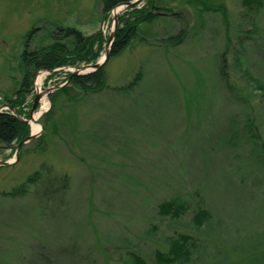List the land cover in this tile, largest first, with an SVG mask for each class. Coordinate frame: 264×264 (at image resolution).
<instances>
[{
  "label": "rangeland",
  "instance_id": "obj_1",
  "mask_svg": "<svg viewBox=\"0 0 264 264\" xmlns=\"http://www.w3.org/2000/svg\"><path fill=\"white\" fill-rule=\"evenodd\" d=\"M156 5L172 11H155L156 21L110 58L106 93L97 99L70 87L51 96L55 103L43 99L38 122L51 117L41 147L39 137L0 168V192L42 176L26 195H0V264H129L132 253L157 264L155 254L168 253L180 232L199 243L176 264H264V152L243 132L251 117L264 143V102L236 62L264 84V0ZM59 26L107 38L114 28L100 0H0V106L21 82L28 34L39 31L30 44L42 48ZM182 32L181 42H166ZM223 56L229 86L219 77ZM139 73L135 88L122 89ZM51 75L35 76L32 100L35 85L66 84L63 72ZM236 131L234 151L227 141ZM174 201L186 207L178 221L158 214ZM200 208L212 218L199 231Z\"/></svg>",
  "mask_w": 264,
  "mask_h": 264
},
{
  "label": "trees",
  "instance_id": "obj_2",
  "mask_svg": "<svg viewBox=\"0 0 264 264\" xmlns=\"http://www.w3.org/2000/svg\"><path fill=\"white\" fill-rule=\"evenodd\" d=\"M103 7V18L107 19L110 17L111 11L121 4H127L133 0H100ZM190 1V0H185ZM214 10V9H212ZM155 11L171 12L170 9L160 8L156 5V0H150L148 5L142 8L128 9L119 20V26L116 33V38L111 48L110 58L121 54L131 44L134 38H137L140 31V26L144 23H153L158 17ZM216 11V10H215ZM177 15V14H176ZM178 16V15H177ZM179 18V16H178ZM56 31L53 33L52 38L54 43L46 45L42 48L31 49L30 41L32 37L39 31L36 29L32 30L26 39L23 53L20 55V66L22 68V79L18 89L15 91L11 98H5V104L9 106V109L0 112V157L9 159L12 156V150L14 147L30 136V126L25 122L21 121L19 117L28 119L30 116V109L32 107V99L30 95L33 91L35 76L40 71L53 72L60 68L65 67H76L82 64H95L101 52L104 50V44L107 42V37L103 33L99 32L91 36H84L76 28L63 26L56 27ZM185 33L182 32L176 39H166L170 45H176L181 42ZM67 41L68 43H65ZM228 44V43H227ZM229 49V44H228ZM238 66L240 71L248 78L249 82L255 86L256 91L263 97L264 102V84L255 77L245 63L237 58ZM223 67L219 71L220 80L229 86L228 82V71H227V60L223 56ZM106 66V65H105ZM105 66L95 72L72 76L71 74H65L67 80L71 78V83L68 86L55 92L52 97L59 93L66 92L70 87L81 90L85 95H93L104 92L108 89L107 76ZM244 66L247 70H244ZM141 74H137L135 78L128 82V84L122 89L135 88L140 82ZM227 84V85H226ZM229 89H231L229 87ZM228 92V90H227ZM30 98V99H29ZM51 117V112L44 115V125H46ZM246 119L249 124L244 125V140H253L256 148L263 150L264 143L262 142V134L258 132L257 126L251 117ZM239 132V131H238ZM233 142L227 141L228 148L236 150L238 147L239 140L237 131L234 132ZM45 137V132L42 137L38 139L41 143ZM226 143V144H227ZM47 168V166H46ZM53 177V173L51 174ZM41 173H35L32 177L28 178L27 182L23 186L13 189L11 192H0L2 196L18 197L20 195H26L29 191L30 185L40 182ZM51 180H53L51 178ZM50 180V181H51ZM54 183L53 181H51ZM158 214L167 216L172 220L180 219L182 214L185 212L183 205L178 202H163L159 206ZM184 208V209H183ZM212 217L210 213L203 208L199 209L198 212L193 216V224L197 230H201L205 225L208 224V220ZM153 230L157 228L155 225L151 227ZM169 243L168 253L157 252L155 254V261L157 264H176L178 262H187L188 258L192 255V250L196 249L199 243V238L192 240V236L184 232L177 233L175 236L170 237L167 241ZM129 264H148V261L140 256L139 254H130ZM66 261V260H65ZM65 261H59L58 264H65Z\"/></svg>",
  "mask_w": 264,
  "mask_h": 264
},
{
  "label": "water",
  "instance_id": "obj_3",
  "mask_svg": "<svg viewBox=\"0 0 264 264\" xmlns=\"http://www.w3.org/2000/svg\"><path fill=\"white\" fill-rule=\"evenodd\" d=\"M142 1L143 0H134L132 2H129L127 4H122V5L114 8L112 14H113V20H114L115 24H114V28L110 34V37H109V43H108V45L104 51L105 56L101 61H99L95 64H88V65H84V66H80V67H74V68H71L72 70L70 68H61V69H58V70L51 72V74H58L62 71L70 70L72 73L71 74L72 76H78V75H86V74L95 72L99 69H102L110 59L111 48H112V45H113L114 40L116 38V33L118 30L119 20H120L121 14H123L127 8H132L134 5L139 4ZM70 83H71V78L68 80V82L65 85L60 86V87H56V88H52V89H48V90H45L44 92H40V90L37 89V87L35 85L36 97H35L34 102H33L32 110L30 113V118L28 120H25V119L19 117V119L21 121L25 122L26 124L30 125V126H32L31 125L32 123H35V124L38 123L41 127L40 131L35 132V133H31L28 138H26L25 140H23L22 142H20L17 145L14 160H7V161L0 160V167H10V166L18 163L23 146L27 143H30L31 141L36 140L37 138H39L43 134L44 125L42 123L38 122V120L35 118L36 110L38 108V105H39L41 99L43 97L50 98V96L53 92L58 91L65 86H68ZM4 107H7V106L5 105ZM4 107L0 108V112L2 111V109Z\"/></svg>",
  "mask_w": 264,
  "mask_h": 264
},
{
  "label": "crops",
  "instance_id": "obj_4",
  "mask_svg": "<svg viewBox=\"0 0 264 264\" xmlns=\"http://www.w3.org/2000/svg\"><path fill=\"white\" fill-rule=\"evenodd\" d=\"M106 76H107V75H106ZM105 93H106V91H105ZM105 93H104V94H105ZM61 94H62L63 96H66V94H68V92H67V91H66V92H62ZM104 94H103V92H102V93H99V94H93V95L90 94L89 96H92V97L98 99L99 97L103 96ZM117 94H118V93H117ZM58 95H59V94H58ZM56 96H57V95H56ZM56 96H55V97H56ZM86 96H87V95H86ZM55 99H56V98H55ZM55 101H56V100H55ZM55 101H54L53 98H52V103H55ZM61 140L64 141V143H65V139H64L60 134H58V138H57V140H56V143H60Z\"/></svg>",
  "mask_w": 264,
  "mask_h": 264
},
{
  "label": "bare ground",
  "instance_id": "obj_5",
  "mask_svg": "<svg viewBox=\"0 0 264 264\" xmlns=\"http://www.w3.org/2000/svg\"><path fill=\"white\" fill-rule=\"evenodd\" d=\"M40 80H41V78L38 79L39 82H40ZM39 82H38V83H39ZM45 104H47V103H45ZM45 104L42 106V109H41L40 113L36 115V118H37L38 116H40L41 112H43V111H45L46 109H48V104H47V105H45ZM32 125H33L34 128H35L34 130H39V129H40V126H39V125H37V124H35V123H32Z\"/></svg>",
  "mask_w": 264,
  "mask_h": 264
}]
</instances>
